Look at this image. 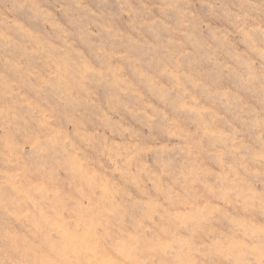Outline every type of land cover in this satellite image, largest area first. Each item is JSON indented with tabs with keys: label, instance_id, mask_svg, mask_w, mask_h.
<instances>
[{
	"label": "rangeland",
	"instance_id": "374dc122",
	"mask_svg": "<svg viewBox=\"0 0 264 264\" xmlns=\"http://www.w3.org/2000/svg\"><path fill=\"white\" fill-rule=\"evenodd\" d=\"M0 264H264V0H0Z\"/></svg>",
	"mask_w": 264,
	"mask_h": 264
}]
</instances>
